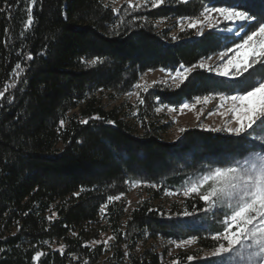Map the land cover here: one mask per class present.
<instances>
[{
  "label": "trees",
  "instance_id": "obj_1",
  "mask_svg": "<svg viewBox=\"0 0 264 264\" xmlns=\"http://www.w3.org/2000/svg\"><path fill=\"white\" fill-rule=\"evenodd\" d=\"M234 3L170 0L137 11L125 3L117 13L109 0H38L35 23L26 28L27 0H0V91L7 89L0 101V264H167L171 243L194 238L201 249L220 243L211 238L202 200H175L165 189L182 192L203 169L231 166L246 155L245 141L192 128L169 142L163 134L171 124L154 113L194 97L250 89L194 68L179 87L163 83L143 92L131 120L118 107L107 109L103 95H126L149 71L191 68L232 48L237 39L231 35L210 30L196 36L187 29L173 39L158 24L198 18L205 4ZM238 10L260 18L258 9ZM137 184L148 198L125 211L124 196ZM121 193L119 201L108 200ZM104 234L112 237L106 247ZM189 255L176 261L188 264Z\"/></svg>",
  "mask_w": 264,
  "mask_h": 264
},
{
  "label": "snow or ice",
  "instance_id": "obj_2",
  "mask_svg": "<svg viewBox=\"0 0 264 264\" xmlns=\"http://www.w3.org/2000/svg\"><path fill=\"white\" fill-rule=\"evenodd\" d=\"M37 2L38 0H27L26 28L33 26L35 23L32 10ZM178 2L187 4L191 0H178ZM162 4H165V0H143L140 5L134 6L132 0H128L127 7L137 11L149 5L156 8ZM238 8L258 9L260 18L257 15L250 14L249 11L238 10ZM6 11H10V9ZM113 11L119 13L120 10L113 9ZM212 13H216L224 22L234 25L236 27L234 35L240 38L242 42L236 43L234 48H227L226 51L219 53L221 63L217 67L214 68L202 60L191 68L181 65L175 76L183 82L187 79V75H182V72L190 75L194 68L206 69L208 72L214 71L219 76L236 80L246 89H250L245 90L243 94L225 95L216 93L203 97L204 103H209L217 97L220 101L219 106L210 111L208 115L219 111V108L226 107L227 101L231 102V105L227 107V111L221 113V115L231 113L237 122V126H226L223 129L210 130L226 131L240 137L245 141L244 151L246 155H242L240 159L233 158L231 166L210 169L186 187L183 195L186 197L195 195L202 200L206 205L202 209L205 213L224 212L223 231L216 232L211 237L215 241L223 242L219 243L207 255L218 258V264H264V76L257 78L258 73H264V0H236L232 7H211L205 4L200 12V15L204 17L203 20L180 17L178 24L181 31L186 30L184 21L188 20L187 29H196L198 24L201 25L197 31L198 35H203L204 27L220 29L222 32H233L232 28L225 27L221 29V21L213 17ZM253 28L254 30H251L249 34V30ZM241 33H243L242 36ZM113 34L120 35V32L114 29ZM173 39H176V37L174 36ZM228 53L234 54L228 56ZM25 59L31 60L32 56L29 54ZM208 59H211V57ZM98 61L99 58H96L91 63L97 65ZM19 67V65L16 66L15 75L17 79L22 75L19 72ZM250 69L251 71H249ZM246 73L248 74L247 78L237 79L244 77ZM134 87H139V85H134ZM6 91L7 89L0 91V101L6 98ZM144 91L147 92L148 89L145 88ZM7 99L9 103L14 101V97H7ZM194 99L199 103L201 98L194 97ZM156 100H159V98L157 97ZM140 103L143 104L144 100L141 99ZM179 107L183 112L190 105L185 102ZM191 107L194 108L195 105H191ZM156 110L159 111L160 109L157 108ZM169 110L174 109L170 108ZM94 119H100V117ZM88 122V120L81 121L84 124ZM109 123L114 122L109 121ZM63 124L64 121L61 120L60 126L63 127ZM184 131L185 129H181V132ZM133 183L140 182L135 181ZM165 192L168 195L177 194L168 189H165ZM75 195H79V193ZM122 195L121 193L117 196H109L108 200L119 201ZM105 207L107 205L102 206L101 210L103 211ZM124 210L127 211V208ZM183 215L189 216L191 213L185 211ZM108 239L111 240L112 237ZM191 242L189 240L184 243ZM102 243L105 247L107 246V241ZM179 246L177 245V247ZM59 251L63 252V249ZM41 255V252H36L34 259H39ZM127 255L128 253H125V256ZM186 259L192 261L194 257L189 255ZM173 264H179V261H174ZM213 264H217V262L214 261Z\"/></svg>",
  "mask_w": 264,
  "mask_h": 264
},
{
  "label": "rangeland",
  "instance_id": "obj_3",
  "mask_svg": "<svg viewBox=\"0 0 264 264\" xmlns=\"http://www.w3.org/2000/svg\"><path fill=\"white\" fill-rule=\"evenodd\" d=\"M111 5L114 7V9H119L123 4L128 3V0H109ZM170 0H165V4ZM143 2V0H132V4L134 6H138ZM164 5V4H162ZM150 6V5H149ZM161 6V5H159ZM213 17H215L217 20L221 21V29L227 27L232 28L233 32H222L220 29H210L207 27L203 28V34L210 30H215L221 34L231 35L234 36L235 39H237V43L242 42V40L234 35L236 31V27L232 24L226 23L222 20L221 17H219L216 13L211 14ZM203 20L204 17L200 16L198 18H194ZM179 20V19H178ZM178 20L170 22V21H159L160 27H166L169 30H171V33L173 36H177V34L181 31L180 25L178 24ZM187 23L188 20L184 21V27L187 30ZM201 27L200 24L197 25L196 29H193L195 31L196 36H200L197 34L198 29ZM250 34V31H249ZM243 33H241V36ZM235 45L232 47L234 48ZM226 51V50H224ZM223 51V52H224ZM234 53H228V56L233 55ZM227 59V57H225ZM207 64L211 65L212 67H217L221 61L219 59V54L213 56L211 59L204 60ZM180 69V68H178ZM165 70V69H159L156 71H149L147 72L142 78L140 79L138 85L139 87H135V89L123 96H113L109 93H105L103 95V101L104 105L107 109L116 108L118 107L120 109L121 114L126 118L129 119L132 117V110L133 108H136L139 104L141 94L144 91L145 88L152 89L157 84H171L174 86L179 85L181 82L180 78H177L175 76L176 71L178 70ZM194 70V69H193ZM216 73V72H215ZM217 74V73H216ZM182 75H187V73H183ZM184 81V80H183ZM155 82V83H154ZM243 94V93H242ZM237 95V94H233ZM220 104L219 98L211 100L209 103H204L203 99H200V102L197 101L190 103V107L187 109H184L183 112H181L180 107L173 108V107H166V106H159V111L156 110V113H154L155 119L159 120L163 124H171L169 129L163 134V138L166 141L169 142H176L180 139L183 132H181V129H192V128H201V129H216V128H225L227 127H235L237 126V122L232 117V114L229 113L228 115H221V113H224L227 111V107L231 105L230 101L226 102V107L219 108V111L214 112L212 115H208L210 111H212L214 108H217ZM191 105H195V107H191ZM172 108L174 110L170 111L169 109ZM131 116V117H130ZM132 119V118H131ZM130 119V120H131ZM210 169L213 168H205L202 171L198 172L197 174L191 176L185 183V188L190 186L192 182H195L197 179H199L200 176L206 174ZM206 187V186H205ZM184 188V189H185ZM184 191V190H183ZM182 192H178L176 195H172L171 198L175 200H180L182 197H185ZM148 198V195L144 189V186L141 184H137L133 187L131 192L124 196V200L127 204V209L132 210L133 208L139 206L142 201L146 200ZM130 202V203H129ZM210 221L209 223L212 225V233L211 236L215 234L216 232L223 231V224L222 220L224 217V212L222 211H214L210 212ZM110 236L107 234H104L102 236V241L110 242L108 239ZM191 240V243H184L185 241ZM182 242H175L167 245L169 247V257L165 260L167 264H173L174 261H176L177 256H186L187 254H193L192 257L194 259L190 261L188 264H213L214 261L218 264V258L212 257L210 255H207L211 253L213 249H201L199 245L197 244L196 240L194 238L185 240ZM220 243L223 241H219ZM162 242H157L156 246H159ZM177 245H180L177 247ZM162 249H160L161 251ZM227 259V258H225Z\"/></svg>",
  "mask_w": 264,
  "mask_h": 264
}]
</instances>
